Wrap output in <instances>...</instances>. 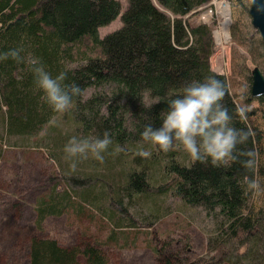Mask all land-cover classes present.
Listing matches in <instances>:
<instances>
[{"label":"trees","instance_id":"trees-1","mask_svg":"<svg viewBox=\"0 0 264 264\" xmlns=\"http://www.w3.org/2000/svg\"><path fill=\"white\" fill-rule=\"evenodd\" d=\"M125 1L122 8L119 0H0V54L22 48L25 56V62L19 64L11 58L0 60L3 132L38 134L53 116L61 114L52 110L35 85L27 64V58L34 55L53 76L66 73L64 83L75 82L81 88L73 108L61 114L73 128L53 143L67 144L73 136L102 138L105 131L112 140L104 163L91 155L87 159L104 166L105 175L94 176L79 189L54 193L53 188L37 207L38 227L45 216L86 210L111 225V238L116 229L134 221L125 215L128 210L120 195L129 198V205L150 206L155 195H169L181 204L201 206L212 217L216 227L209 244L210 249H216L218 261L226 258L240 264L243 259L264 264V198L255 205V193L244 183L256 173L238 163L220 167L211 162L194 163L182 147L165 153L141 136L146 125L160 126L167 101L186 83L214 76L225 86L222 102L233 115L234 126L251 132L243 147L257 152L258 176L264 172L259 162L262 129L248 114L240 117V106L229 92L225 75L210 64L213 23H191L184 18L207 0H157L159 5L152 0ZM118 15L121 26L100 37L98 28ZM157 98L159 103L146 106ZM46 142L54 146L50 140ZM117 148L124 150L117 152ZM142 150L149 151L150 157L140 156ZM103 190L109 191V196ZM155 210L151 207V214H156ZM102 244L62 247L54 238L32 235L27 262L106 264L105 251L99 247ZM171 245L176 248H154L158 264H195L182 245Z\"/></svg>","mask_w":264,"mask_h":264},{"label":"rangeland","instance_id":"rangeland-1","mask_svg":"<svg viewBox=\"0 0 264 264\" xmlns=\"http://www.w3.org/2000/svg\"><path fill=\"white\" fill-rule=\"evenodd\" d=\"M119 1L124 8L126 1ZM152 1L159 5L157 0ZM249 2L207 0L184 18L191 23H213L214 52L210 64L216 72L225 75L234 101L245 107L250 121L262 129L259 162L264 171V94L253 96L250 86L251 70L255 65L264 76V46L259 30L251 24ZM225 9L228 10L227 17L223 12ZM224 23H227L228 33L225 39ZM121 24L118 15L100 26L98 33L102 37ZM2 125L0 123V264H28L27 243L32 235L54 238L62 247L104 242L99 247L105 251L106 264H158L154 248L167 245L174 250L176 246L171 244L182 245L185 255L195 264H235L226 258L218 261L216 249H210L209 237L215 234L216 227L212 217L201 206L181 204L169 195H155L151 206L129 205V198L120 195L128 210L125 215H131L134 221L116 229L111 238V225L86 210H66L59 215L45 216L38 227L37 207L48 199L53 188L54 193L79 189L94 176L105 175L104 166L82 160L74 171L71 169L72 161L64 152L66 144L53 143L74 126L61 114L53 116L40 133L30 136L6 134ZM258 178L264 187V172ZM103 191L109 196V191ZM254 198L255 205H259L264 192L255 194ZM108 205L112 207L109 202ZM151 207L156 208V214H151ZM240 264L251 262L242 259Z\"/></svg>","mask_w":264,"mask_h":264},{"label":"clouds","instance_id":"clouds-1","mask_svg":"<svg viewBox=\"0 0 264 264\" xmlns=\"http://www.w3.org/2000/svg\"><path fill=\"white\" fill-rule=\"evenodd\" d=\"M23 51L22 48L11 49L0 54V60L11 58L18 64L24 63ZM27 64L34 74L36 87L44 93L45 101L52 110L61 114L71 110L74 98L81 94L80 86L75 82L65 84L66 73L53 76L40 57L33 55L27 58ZM225 94L223 82L214 76L186 83L179 94L167 101L160 126L146 125L141 133L142 139L165 153L182 147L194 163L211 162L217 167L238 163L249 173H256L245 178L246 189L255 194L262 193L264 187L258 178L257 152L243 147L248 144L251 132L234 126L233 115L222 102ZM159 102L157 98L146 106L151 108ZM237 111L244 118L247 109L241 106ZM111 144L108 131L102 138L79 139L73 136L65 145L64 152L72 161L70 167L74 171L77 163L87 160L90 155L104 163V154ZM123 150L116 149L117 152ZM138 154L142 157L151 155L144 150Z\"/></svg>","mask_w":264,"mask_h":264},{"label":"water","instance_id":"water-1","mask_svg":"<svg viewBox=\"0 0 264 264\" xmlns=\"http://www.w3.org/2000/svg\"><path fill=\"white\" fill-rule=\"evenodd\" d=\"M248 13L251 24L259 30L264 46V0H250ZM251 77V94L253 96L264 94V76L257 66L251 70Z\"/></svg>","mask_w":264,"mask_h":264},{"label":"bare ground","instance_id":"bare-ground-1","mask_svg":"<svg viewBox=\"0 0 264 264\" xmlns=\"http://www.w3.org/2000/svg\"><path fill=\"white\" fill-rule=\"evenodd\" d=\"M223 12H225L224 15H225V17H227L228 10L225 9ZM193 18H194V17H193ZM193 18H192V19H193ZM227 20H228V18H227ZM227 23H228V21H227ZM227 23H224V24H223L224 39H225L226 36H228V33L226 32V31H227V29H226V25H227ZM218 26H219V25H218ZM228 26H229V25H228ZM221 29H222V28H221ZM212 30H214V29H212ZM223 33H221V34H223ZM226 38H227V37H226ZM220 39H221V37H220ZM222 41H223V40H222ZM224 44H225V43H224ZM255 66H256V65H255ZM250 86H251V85H250ZM195 207H196V206H195Z\"/></svg>","mask_w":264,"mask_h":264}]
</instances>
